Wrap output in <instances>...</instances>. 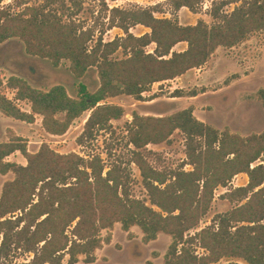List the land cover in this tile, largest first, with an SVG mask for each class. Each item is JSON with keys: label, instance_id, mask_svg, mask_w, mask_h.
Here are the masks:
<instances>
[{"label": "trees", "instance_id": "1", "mask_svg": "<svg viewBox=\"0 0 264 264\" xmlns=\"http://www.w3.org/2000/svg\"><path fill=\"white\" fill-rule=\"evenodd\" d=\"M26 1L17 0L18 6H25L15 14L10 6L0 7V44L18 39L27 55L47 59L54 67L67 60L76 78L95 67L99 86L91 92L79 84L77 96L71 97L62 85L41 90L16 75L4 81L0 72V113L26 123L39 116L47 134L60 136L89 112L77 139L81 146L111 130V121L124 115L122 106L108 104L107 99L126 95L142 100L153 84L202 67L219 47L231 48L264 32V0H242L229 13L222 10L229 2H213V25L199 20L184 26L157 17V6L108 9L105 0H40L29 6ZM66 1L80 9L86 1L102 3L109 12L107 28L117 27L125 35L108 42L99 36L91 45L93 28H84L72 12L64 19L63 13L70 10ZM199 3L172 0L176 10L193 11ZM137 25L150 32L133 35L129 29ZM179 43H186V48L174 51ZM151 44L155 47L149 52ZM118 50L124 58H112ZM258 97L264 108V90ZM24 101L29 112L17 104ZM125 130L133 147L129 163L139 169L150 205L131 194V175L119 157L106 166L98 154H60L46 144L30 152L21 136L7 130V140L0 142V175L11 172L14 179L3 185L0 195V257L8 255L19 236L33 256L18 264H77L80 255L93 263L94 252L112 239L110 233L102 238L101 231L119 223L127 233L137 226L144 244L155 241L159 233L169 235L172 242L162 264H242L220 263L224 258L264 264V131L248 136L227 128L219 131L197 119L191 107L160 117L133 113ZM175 131L184 136V165L191 169L183 165L168 173L156 170L142 150L169 142ZM16 152L25 165L7 160ZM238 174L247 175L246 185L225 194L235 207L190 234L209 211L214 191L227 187ZM196 245L205 252L198 254Z\"/></svg>", "mask_w": 264, "mask_h": 264}, {"label": "rangeland", "instance_id": "2", "mask_svg": "<svg viewBox=\"0 0 264 264\" xmlns=\"http://www.w3.org/2000/svg\"><path fill=\"white\" fill-rule=\"evenodd\" d=\"M219 1L221 0H201L193 11L186 7L176 10L172 0H105V4L108 9L157 6L155 13L157 17L167 18L184 26L195 25L199 20L213 25L216 21L210 16L211 5ZM224 1L229 2L222 8L225 13L231 12L242 2V0ZM40 2V0L26 1L29 6L38 5ZM66 5L70 10L63 13L64 19L67 18V13L72 12L75 14L73 18L84 28L94 29L91 45L99 36L102 37L103 42H108L125 35L117 27L107 28L109 12L104 10L102 3L86 1L81 9L74 7L70 1H66ZM7 6H10L11 12L15 14L25 5L18 6L17 0H0V7ZM129 32L141 36L149 33L150 30L137 25L131 27ZM154 47V44H151L146 50L152 52ZM185 48L186 43H179L173 50L182 51ZM124 57L122 50L112 55L114 59ZM69 65L67 60H63L54 67L47 59L27 55L18 39L0 44V72L4 81L16 75L25 79L33 88L41 90L62 85L71 97L77 96L79 84H84L91 92L98 88L99 78L95 67L89 68L82 78H76L71 73ZM260 90H264V32L262 31L253 33L234 47H219L200 68L189 70L175 79L153 84L149 91L143 93L142 100L126 95L107 99L105 102L108 104L122 106L124 115L120 119L111 121V130L101 131L95 139L88 140L83 146L78 145L77 139L83 132L89 112L76 119L66 133L60 136L47 134L42 128V119L39 116H35L32 123H26L7 117L3 119L0 113V142L7 140V130L10 128L26 141L30 152H36L40 146L46 144L60 154L73 152L84 158H87L88 154H98L106 166H110L112 159L119 157L131 175V194L150 205L140 171L133 163H129L133 147L128 145L125 125L131 121L132 114L160 117L191 107L197 119L217 130L222 131L227 128L232 133L248 136L264 131V108L258 97ZM176 92L182 95L177 96ZM7 96L12 98L13 94L7 92ZM17 104L23 111H30L27 102H17ZM184 144L183 134L175 131L169 142L149 144L142 152L153 168L168 173L184 165L186 161ZM109 151L111 155L108 156ZM7 160L20 165L26 164V160L19 152L10 155ZM184 169L188 171L191 167L184 165ZM13 179L14 174L11 172L0 175V195L3 185ZM247 180L246 174H238L227 187H218L214 191L209 211L190 234L210 226L217 214L234 208L237 203H230L225 198V194L232 188L246 185ZM107 233L112 236L110 244H105L94 252L95 261L91 264H148L149 262L162 264L172 242L169 235L159 233L155 241L144 244L141 241L143 234L137 226L132 227L127 233L121 229L119 223L110 230H102L100 236L104 238ZM15 239L16 242L11 245L8 255L0 257V264H18L32 258L33 254L26 251L21 237L15 236ZM195 249L200 255L205 252L198 245ZM227 261L246 264L243 260L235 258H224L220 263ZM77 264H88L84 255L79 256Z\"/></svg>", "mask_w": 264, "mask_h": 264}, {"label": "crops", "instance_id": "3", "mask_svg": "<svg viewBox=\"0 0 264 264\" xmlns=\"http://www.w3.org/2000/svg\"><path fill=\"white\" fill-rule=\"evenodd\" d=\"M6 118V117H5ZM3 119H4V116H3ZM8 119V118H7ZM1 122H3L2 120H1ZM89 264H91V263H89Z\"/></svg>", "mask_w": 264, "mask_h": 264}]
</instances>
